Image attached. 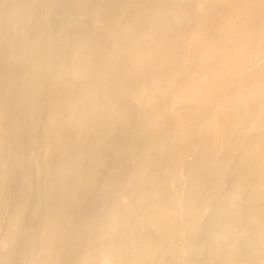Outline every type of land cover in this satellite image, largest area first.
<instances>
[{
  "label": "bare ground",
  "instance_id": "obj_1",
  "mask_svg": "<svg viewBox=\"0 0 264 264\" xmlns=\"http://www.w3.org/2000/svg\"><path fill=\"white\" fill-rule=\"evenodd\" d=\"M0 264H264V0H0Z\"/></svg>",
  "mask_w": 264,
  "mask_h": 264
}]
</instances>
